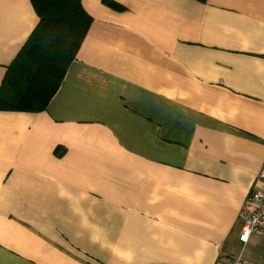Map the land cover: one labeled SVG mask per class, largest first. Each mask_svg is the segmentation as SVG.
I'll use <instances>...</instances> for the list:
<instances>
[{
    "label": "crops",
    "instance_id": "1",
    "mask_svg": "<svg viewBox=\"0 0 264 264\" xmlns=\"http://www.w3.org/2000/svg\"><path fill=\"white\" fill-rule=\"evenodd\" d=\"M81 0L43 112L0 111V264L264 263V0ZM38 24L0 0V90Z\"/></svg>",
    "mask_w": 264,
    "mask_h": 264
},
{
    "label": "trees",
    "instance_id": "2",
    "mask_svg": "<svg viewBox=\"0 0 264 264\" xmlns=\"http://www.w3.org/2000/svg\"><path fill=\"white\" fill-rule=\"evenodd\" d=\"M30 2L38 24L5 70L0 90V111H45L92 22L81 0ZM101 3L116 11L123 10L111 0H102Z\"/></svg>",
    "mask_w": 264,
    "mask_h": 264
},
{
    "label": "built area",
    "instance_id": "3",
    "mask_svg": "<svg viewBox=\"0 0 264 264\" xmlns=\"http://www.w3.org/2000/svg\"><path fill=\"white\" fill-rule=\"evenodd\" d=\"M264 175H259V180L263 179ZM244 205L240 211L239 224L240 233L238 240L242 245L247 243V239L254 232L264 233V187L257 189L250 188ZM227 264H248L243 261L239 255L232 256ZM264 264V263H263Z\"/></svg>",
    "mask_w": 264,
    "mask_h": 264
}]
</instances>
